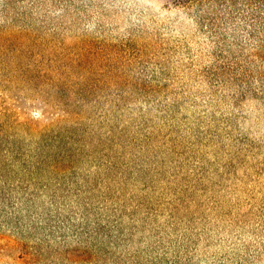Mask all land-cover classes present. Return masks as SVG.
<instances>
[{
    "label": "rangeland",
    "instance_id": "374dc122",
    "mask_svg": "<svg viewBox=\"0 0 264 264\" xmlns=\"http://www.w3.org/2000/svg\"><path fill=\"white\" fill-rule=\"evenodd\" d=\"M188 1L0 0V264H264V60Z\"/></svg>",
    "mask_w": 264,
    "mask_h": 264
},
{
    "label": "trees",
    "instance_id": "16d2710c",
    "mask_svg": "<svg viewBox=\"0 0 264 264\" xmlns=\"http://www.w3.org/2000/svg\"><path fill=\"white\" fill-rule=\"evenodd\" d=\"M186 5L198 7L213 31L231 28L235 36L242 35L264 60V0H189Z\"/></svg>",
    "mask_w": 264,
    "mask_h": 264
}]
</instances>
